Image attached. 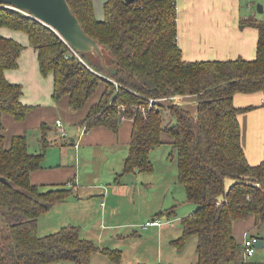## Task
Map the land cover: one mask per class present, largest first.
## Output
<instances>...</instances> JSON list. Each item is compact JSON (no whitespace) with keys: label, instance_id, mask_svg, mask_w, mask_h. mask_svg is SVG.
<instances>
[{"label":"trees","instance_id":"16d2710c","mask_svg":"<svg viewBox=\"0 0 264 264\" xmlns=\"http://www.w3.org/2000/svg\"><path fill=\"white\" fill-rule=\"evenodd\" d=\"M67 2L83 30L99 44V53L78 51L77 57L51 27L3 3L0 27L27 35L41 75H52L53 100L66 96L77 111L102 87L81 120L87 128L118 132L122 116L132 119L120 174L151 171L150 152L167 132L177 154V180L187 200L197 205L180 218L181 234L173 245L182 249L196 235L195 264H238L243 241L235 236L233 223L252 217V226L264 225V161L251 164L241 143L238 114L255 106H236L233 98L237 92H264V18L239 21L241 27L258 31L254 58L187 60L176 39V0H105L102 19L96 18L92 0ZM23 47L0 32V264H91L95 252L116 264H149L122 263L120 249L99 248L73 224L38 233L39 216L66 200L74 187L31 182L43 151H30L24 134L11 135L5 143L3 115L22 121L33 107L21 100V83L5 77V70L18 66ZM174 95H193L195 111L171 100L158 101L145 113L134 107ZM165 109L174 117L167 123Z\"/></svg>","mask_w":264,"mask_h":264},{"label":"crops","instance_id":"0c3cea01","mask_svg":"<svg viewBox=\"0 0 264 264\" xmlns=\"http://www.w3.org/2000/svg\"><path fill=\"white\" fill-rule=\"evenodd\" d=\"M104 1L105 0H102V7ZM258 3L261 5V11L257 10ZM100 10V12L94 11L96 18L101 17V15L103 18V9ZM176 10V39L182 50L184 59L224 60L237 57L245 59H252L255 57L258 31L255 27L250 25L241 27L239 21L242 17L248 16L264 18L261 14L264 13V0H176ZM0 32L5 36L16 39V36H14L16 33L15 30L2 26L0 27ZM28 52H31L30 56L27 55ZM28 56L31 60L25 63V57L28 58ZM5 77L9 81L21 83L22 88L23 85H29L31 89L29 93L30 98L24 102L22 95L21 100L26 104L33 105L22 121H16L8 114L3 115L2 122L4 123V120L7 119L10 123L5 126L11 130L8 136H5V143L8 144L10 136L14 134H24L28 141V127H35L37 131L34 132L33 137L35 145H37L36 148H39L38 150H32V152L43 151V158L41 167L31 172V182L45 187L55 184L73 183L75 193L73 192V194L64 201L55 202L48 210L54 209L56 211V209L60 208L59 206H62L60 204L69 202V205L72 206L69 213H79V219L86 221L85 224L89 227L88 231L94 230L89 223L95 226L97 225V228L102 221L106 223L109 219H118V212L123 211L121 200L124 198L128 199L132 191L128 183L122 180L123 176L127 174H120L124 158L128 152L132 119L121 117L118 132H114L104 126L87 128L85 124L81 123V120L86 114L88 105L98 97L89 101L83 108L77 111L69 106L66 96L56 101L53 100L51 97V86L49 85L48 89L44 86L42 75L38 68L37 53L30 49L24 54L21 51L18 58V66L5 70ZM233 100L236 106H255L252 109L243 110L238 114L241 127V143L245 155L251 164L264 161V92H237ZM176 102L189 108L193 106L195 97L193 95H180ZM56 119H61L63 123L66 122L73 127L68 142L59 143V140L55 136H49L47 134V127L42 128L41 124L48 123L50 120L56 129V133L59 134L55 126ZM163 137L166 138L170 136L166 135ZM163 140L166 142L170 139L163 138ZM63 141H65V139ZM64 143H67V147L60 146V144ZM99 146H103L104 154L109 157L106 160H112L113 166L114 159H121V161H118V164H115V167H113L111 171L104 169V175L100 173L93 175L94 172L86 168L84 169L81 163L84 164L87 158L90 159L94 157L96 155L94 152L96 149L98 150ZM117 149L120 150L117 151ZM98 154L99 153H97V155ZM54 156L56 159L59 156V160L56 163L51 160ZM76 181L79 183L77 186ZM132 197L134 198V195ZM194 209L195 208H192L189 213ZM93 211L97 213V216L94 217ZM153 218L161 219V217L158 216L152 217L151 219ZM69 219H72L73 222H66L63 220L62 223H66L60 226L64 224H73L77 226L74 220L76 217L73 218L70 214ZM141 221L144 220H136L137 224L134 226L141 225L139 223ZM252 222V217H249L244 220H237L233 223V232L239 242H242L245 234L249 232L248 226ZM162 225L163 223L161 222L159 225H149L146 228H141L147 231L149 235L162 237L164 232V227ZM81 236L95 239V235L93 234H81ZM120 236L121 238H125V233L120 234ZM173 239L175 238L172 237L170 239L172 245ZM99 242H101V239H99ZM184 247L182 249L175 247L174 249L177 253H181ZM95 256L97 255H93V262L95 258H99ZM249 259L250 257L248 261ZM108 260L110 259L108 258ZM150 261L153 260H149V262ZM111 262L116 264L113 261ZM121 262L139 263L140 260H122L121 257ZM179 262L180 259L175 258V260L171 262L170 260H166L163 263L161 261V264H179ZM145 263H148V261H145ZM249 263L250 262H248V264ZM150 264L156 263L150 262ZM250 264H260V262H251Z\"/></svg>","mask_w":264,"mask_h":264},{"label":"rangeland","instance_id":"374dc122","mask_svg":"<svg viewBox=\"0 0 264 264\" xmlns=\"http://www.w3.org/2000/svg\"><path fill=\"white\" fill-rule=\"evenodd\" d=\"M7 6V5H5ZM94 11L100 12L102 7V0H93ZM97 12V14H98ZM264 16V13H261ZM99 15V14H98ZM99 19L102 18L98 17ZM16 39L19 40L23 45L22 53L24 54L28 49L35 51L34 48L29 44L26 34L21 30H15ZM36 53V51H35ZM27 55H31V52H28ZM25 57V63L30 62V57ZM94 58H98L96 55H93ZM43 83L46 89L49 85L52 88V75L48 74L46 76L42 75ZM101 86L95 91V93L89 99L94 100L99 96L101 91ZM31 89L29 85H23V101L29 99ZM98 95V96H96ZM178 100V99H177ZM177 103V102H174ZM178 104V103H177ZM196 108L195 102L193 106H190V111L194 112ZM164 123L170 122L174 117L168 109L164 110ZM128 118V117H126ZM47 120V119H45ZM3 123L5 127V136H8V133L11 130L6 127L8 125L7 119ZM33 122V121H32ZM47 124V134L49 136H55L59 143L68 142L70 139L71 131L73 127L71 124L66 122L63 123L67 136L64 138L60 134L56 133V129L50 120ZM37 131L35 127H28L29 133V150H38L37 145H35L34 132ZM167 132L163 131L161 133L162 142L159 145H156L150 152V157L153 163L152 170L146 172H140L137 170L132 174H127L123 176V182H127L131 188V193L129 198L122 199L123 211L118 212V219H109L106 223L104 221L100 222L99 226L96 228L95 225L89 223V225L94 229L93 231H88V226H86V221L81 220L79 213H69L72 206L69 205V202L62 203L59 206V209H50L43 212L38 219V233L46 234L48 232L55 231L60 227L61 224L66 222H73L70 218V214L76 219L81 234H93L95 235L92 239L99 248H120L122 260H133L145 263V261L154 262L156 264H161L166 260H175V258L180 259L179 264H194L196 262L197 254L195 251L197 237L192 235L185 243L184 250L181 253L175 251V247L170 243V239L177 238L181 234L180 229V218L187 215L192 208H196V204L190 202L186 198V193L182 184L177 180V154L176 150L172 148L169 141H164V139H170ZM65 139V141L63 140ZM67 143L60 144L62 147H67ZM57 147L56 145H53ZM108 146V145H107ZM55 149V148H54ZM50 150V149H49ZM120 149H117L119 151ZM99 153L97 155V153ZM96 155L87 158L85 160V166L81 163L83 168L93 171V175L101 174L104 175V169L110 170L115 167V164H118V161L121 159H114V166L112 165V160L107 161L109 158L104 154L103 146H99L98 150L94 152ZM107 153V151H106ZM52 162L56 163L59 160V156L56 159L55 156L51 159ZM120 164V163H119ZM75 165V163H74ZM85 178V177H84ZM121 180V181H122ZM79 183L76 181V186ZM81 184V183H80ZM75 193V190L73 191ZM134 195V198L132 197ZM138 207V209H137ZM174 208L173 213L170 216L167 215V211H171ZM94 212V211H93ZM160 218H158L164 227V232L162 237H157V235H149L147 231H144L140 225H136V220H144L139 222L140 224L145 223L148 219L151 220L152 217H155L157 213H160ZM97 216V213L94 212V217ZM146 218V219H145ZM65 220L66 222L62 221ZM246 221V220H245ZM160 222V223H161ZM247 222V221H246ZM88 225V224H87ZM169 227V228H167ZM81 228V229H80ZM249 232L245 236H257L262 238L264 241V225L260 228L252 226V223L248 226ZM125 233V238H121L120 234ZM142 234V236H141ZM149 235V236H148ZM101 239V242H99ZM98 253V254H96ZM95 252L91 256V264H113L108 260V256L104 253ZM93 255H97L93 262ZM159 256V259H158ZM155 258V259H153ZM153 260L150 261L149 260ZM106 262H103V261ZM248 262L254 263H264V245L260 247H255L253 255L250 257ZM123 263V262H122ZM137 263V262H136ZM249 263V264H250Z\"/></svg>","mask_w":264,"mask_h":264},{"label":"water","instance_id":"95a60500","mask_svg":"<svg viewBox=\"0 0 264 264\" xmlns=\"http://www.w3.org/2000/svg\"><path fill=\"white\" fill-rule=\"evenodd\" d=\"M0 3L29 13L51 27L70 47L77 51L98 53L101 51L97 41L83 30L67 0H0ZM261 9L258 3L257 10L261 11ZM254 245L262 246L263 240L257 238Z\"/></svg>","mask_w":264,"mask_h":264},{"label":"built area","instance_id":"2783aa9c","mask_svg":"<svg viewBox=\"0 0 264 264\" xmlns=\"http://www.w3.org/2000/svg\"><path fill=\"white\" fill-rule=\"evenodd\" d=\"M68 45V44H67ZM69 46V45H68ZM70 47V46H69ZM70 50L73 54H75L77 57H79L78 51L70 47ZM118 83L115 82V85ZM180 95H174V96H164L160 98H150L147 105H135L136 110H140L142 113H145L148 109H150L156 102L158 101H167L171 100L172 102H176L178 97ZM120 110L123 111L125 109V106L122 104L119 106ZM123 117V116H122ZM55 126L62 137H66L67 133L65 131V128L63 126V122L61 119L55 120ZM160 220L158 218H153L151 220H147L145 223L141 224L140 227L146 228L149 225H159ZM257 239V237L254 236H245L243 239V251H242V260L238 264H248V258L251 257L254 253L255 245L254 242Z\"/></svg>","mask_w":264,"mask_h":264}]
</instances>
